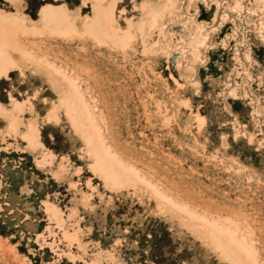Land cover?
I'll return each mask as SVG.
<instances>
[{
  "label": "rangeland",
  "instance_id": "1",
  "mask_svg": "<svg viewBox=\"0 0 264 264\" xmlns=\"http://www.w3.org/2000/svg\"><path fill=\"white\" fill-rule=\"evenodd\" d=\"M216 1L117 0L114 29L132 22L135 34L125 48L84 30L33 38L3 23L0 40L23 54L46 53L76 75L110 153L177 204L227 231L237 226L264 264V111L255 112L264 105V5L241 0L236 12V0ZM47 4L79 8L75 21L84 24L94 17L82 0H0V9L38 20ZM199 24L209 38L194 62L189 42ZM186 64L197 67L194 77ZM23 70L0 79V102L10 108L13 100L25 122L37 119L41 145L31 147L23 124L9 132L0 115V264H237L181 225L166 203L160 209L151 192L107 184L70 114L62 108L47 119L59 98L48 75ZM42 148L53 165L37 163ZM63 156L68 171L57 176ZM47 200L63 212V226L50 219Z\"/></svg>",
  "mask_w": 264,
  "mask_h": 264
},
{
  "label": "bare ground",
  "instance_id": "2",
  "mask_svg": "<svg viewBox=\"0 0 264 264\" xmlns=\"http://www.w3.org/2000/svg\"><path fill=\"white\" fill-rule=\"evenodd\" d=\"M116 2L117 0H82L84 6L90 3L93 5L94 17L86 24H84L85 20L75 21V17L79 14V8L76 11H69L65 5L55 7L50 4L44 5L41 8L38 20H33L29 15L21 12H5L0 9V23L6 25L10 30L28 33L33 38L38 37V35L39 37H44L46 34L61 36L66 31L73 29L76 31L84 30L90 32L99 43L108 44L114 48H125L131 45L135 36L131 28L133 23L128 21L130 22L129 27L125 31H117L114 29L117 26L114 13ZM216 2L218 6L221 5V1L217 0ZM261 2L264 5V0H261ZM172 3L173 0H164L165 7H169ZM231 8L236 12H240L243 8V3L241 0H236ZM155 23H158L156 14L153 15L152 24ZM138 29L143 31V22L138 24ZM204 29L205 25L199 24L195 35L189 42L191 57L194 62L200 58L201 47L207 44L209 38V34H204ZM260 33L264 40V22L261 23ZM47 58L46 53L41 58H38L31 51H27L25 54L20 53L9 45L2 46L0 40V79L7 76L17 66L21 68V73L23 74L25 73L23 70L24 67H29L31 72L40 71L47 74L49 77L48 81L57 88L59 94L58 103L53 104L49 109L47 119L57 120L62 108L66 110L67 114H70L72 124L77 133L82 137L88 149L89 156L93 160L91 164L92 169L102 176L107 184L119 189L139 186L141 189H144V192L145 190L151 192L157 199L160 209H162V203H166L174 210L175 215L179 218L180 224L186 226L188 230L194 232L208 245L220 249L228 258L237 262V264H259L247 246L250 243L245 240L246 237L245 239L241 238L242 240L239 239L238 231L240 230H238L237 226L233 232L227 231L219 223L210 221L208 218L177 204L167 194L139 176L133 168L126 167L122 161L112 155L105 145L102 131L96 124L94 113L91 111L85 99V94L81 92V86L78 78L75 77L76 75L73 76V79L69 78L64 68L55 62L47 60ZM16 60H22L23 64L15 63ZM179 64L181 63L179 62ZM184 70L190 77H194L197 73V67L194 64H186ZM146 76L150 77L151 73L147 72ZM233 92L236 91L233 90ZM157 103L159 112L163 113L166 111V115H169L166 102L159 101ZM10 104L11 107L7 108V105L0 102V115H3L7 119L8 131L17 133L21 130L20 126L22 124L25 125L23 137L27 139L31 147L37 149L41 145L37 119L25 122L18 109V105L13 100L10 101ZM96 106L94 105L95 108ZM262 111H264V105L259 103L258 108H255V112L261 113ZM197 118H199L198 115ZM198 120L199 124L202 125L203 121ZM40 153L41 158L37 159L39 165H45L46 163L53 165L55 157L50 156V160L47 158L48 152L46 153L44 150ZM65 159L66 157L63 156L58 165L56 164V170H54L55 172L53 171L55 175L58 176L68 171V165L65 164ZM231 164L236 165L234 161H231ZM237 166L239 169L240 165ZM135 192H138L137 189ZM45 204L50 219L55 221L57 225L63 226L66 220L62 215L63 212L61 211V213L57 206L55 207L48 200L45 201ZM64 232L66 234L68 233L65 226ZM247 236L249 237V234ZM251 248L255 250L253 245H251Z\"/></svg>",
  "mask_w": 264,
  "mask_h": 264
}]
</instances>
